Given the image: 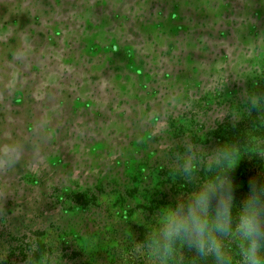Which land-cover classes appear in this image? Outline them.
<instances>
[{
	"label": "rangeland",
	"instance_id": "rangeland-1",
	"mask_svg": "<svg viewBox=\"0 0 264 264\" xmlns=\"http://www.w3.org/2000/svg\"><path fill=\"white\" fill-rule=\"evenodd\" d=\"M263 129L264 0H0V260L106 255L189 155Z\"/></svg>",
	"mask_w": 264,
	"mask_h": 264
},
{
	"label": "clouds",
	"instance_id": "clouds-1",
	"mask_svg": "<svg viewBox=\"0 0 264 264\" xmlns=\"http://www.w3.org/2000/svg\"><path fill=\"white\" fill-rule=\"evenodd\" d=\"M237 159L235 147L213 149L208 156L209 175L197 181L196 159L186 158L183 172L193 187L156 210L144 243L150 257L159 264H173L179 245L195 257H211L214 264H264V181L249 178L237 199L242 186L229 175ZM12 166L11 160H0V167ZM233 243L238 259L232 254Z\"/></svg>",
	"mask_w": 264,
	"mask_h": 264
},
{
	"label": "trees",
	"instance_id": "trees-1",
	"mask_svg": "<svg viewBox=\"0 0 264 264\" xmlns=\"http://www.w3.org/2000/svg\"><path fill=\"white\" fill-rule=\"evenodd\" d=\"M262 131H264V129ZM253 134H258V132L253 131L245 133V139H242L239 142H235V140H233L232 134L231 136L224 134L223 136L227 138L226 141L225 138L223 140V136H221V142H219V147L225 145L235 147L236 149H238V154L241 155L239 170L240 172H232L229 174L234 178L236 184L242 186L241 189L236 193L237 199L240 198V196L243 194V191L247 188L249 178L254 177L258 181H264V151H261L257 147L252 148L251 150L245 147L248 144L246 139H253ZM207 168L208 167L204 164L201 169L195 173L197 181L203 180L206 176L209 175ZM242 180H245L244 184L242 183ZM192 187L193 185L187 181L186 174L183 172L182 175L176 176V178L172 180V189H170V194L164 195L165 197L163 201L165 202L167 199L169 201H174L182 197L184 194L188 193ZM154 210L155 209H151L150 213L147 214V223L136 225L133 227L134 238L129 239L124 236L115 235V243L108 249L103 250L106 255H100L99 252L97 255L91 258V261L86 262V264H159L158 260H156L154 257H150L149 253L144 247L148 232L155 221L156 212ZM48 240L46 237V239H44V241L42 242V245H36L37 249L44 248L46 252L51 251V253L57 251L58 253H56V257H59V259H56V261L59 264H79L77 253L74 250L70 251L69 256L66 253L67 251L63 252L62 250H59V248H62L63 245L58 247V241L49 240L51 241V243H49L47 242ZM231 250L234 257L238 259V250L234 243L231 245ZM44 263L47 264V261H45ZM0 264H6V262L4 260H0ZM173 264H214V262L211 257H195L193 254L187 252L186 250H182L178 245L177 256Z\"/></svg>",
	"mask_w": 264,
	"mask_h": 264
}]
</instances>
